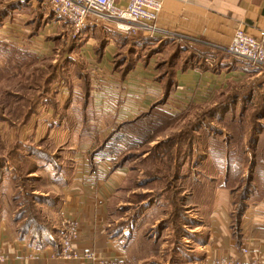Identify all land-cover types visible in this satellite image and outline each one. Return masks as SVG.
<instances>
[{
  "label": "rangeland",
  "instance_id": "rangeland-1",
  "mask_svg": "<svg viewBox=\"0 0 264 264\" xmlns=\"http://www.w3.org/2000/svg\"><path fill=\"white\" fill-rule=\"evenodd\" d=\"M10 5L14 8L0 24V224L27 234L36 244L53 242L59 247L64 232L61 188L71 177L74 152L87 146L80 142L86 141L83 136L88 131L73 120L69 125L64 122L67 131L57 137L48 132L40 136L35 128L38 116L56 107L57 85L72 88L75 70L87 67L79 55L81 30L75 31L66 21L50 32L43 30L54 13L43 0H0V9ZM18 11L27 14L24 25L4 26ZM120 24L132 29H121ZM92 25L117 40L119 55L144 50L159 55L162 72L172 68V55L178 51L175 45L161 55L167 41L157 42L129 21L103 20ZM87 81L90 88L91 76ZM249 87L257 94L250 102L244 99L251 94ZM249 87L231 88L209 99L206 92L194 93L199 99L180 112L172 109L178 105L164 108L156 103L127 123L112 126L97 141L98 146L106 145L99 159L110 161L112 167L115 163L127 166L123 182L110 199L107 229L111 235L119 233L125 244L138 243L133 257L154 260L150 264H200L194 260L197 246L190 238L203 215L199 204L204 197L196 191L198 184L224 179L221 163L211 164L209 159L202 163L204 144L208 135L224 138L238 122L247 132L254 123L264 129V119L258 118L264 112V90ZM114 129L118 131L113 137ZM236 158L240 157L219 160L233 165ZM242 160L241 178H249L248 161Z\"/></svg>",
  "mask_w": 264,
  "mask_h": 264
},
{
  "label": "crops",
  "instance_id": "crops-1",
  "mask_svg": "<svg viewBox=\"0 0 264 264\" xmlns=\"http://www.w3.org/2000/svg\"><path fill=\"white\" fill-rule=\"evenodd\" d=\"M162 3L157 18L160 30L145 35L157 42L167 41L159 52L161 55L172 44L178 48L180 54L170 71L162 72L159 55L144 50L126 56L130 59L128 64L124 62L115 67L117 40L99 33V25H89L79 34V55L87 63L85 70L92 80L88 98L77 75L70 83L72 88L57 85L56 107L49 108L47 115L42 113L36 120L35 131L40 136L48 132L50 137L54 134L57 137L67 131L64 122L69 125L70 120L87 127L83 128L88 131L83 136L86 141L80 142L87 146L74 152L71 177L61 188L60 211L62 216L75 218L77 237L73 250L79 256L64 258L53 242L36 244L27 234H17L6 224H0V251L7 257L2 264H97L81 256L86 251L100 258H116L125 264L154 263V260L133 257L138 243L125 244L119 233L111 235L107 229L110 199L123 182L127 166L113 168L108 165L110 161L99 159L101 154L93 155L97 141L112 126L131 120L156 103L165 108L184 101L189 106L199 99L194 93L202 94V90L207 93L206 99L239 86L264 90V74L260 69L226 50L238 28L256 36L264 35V0H162ZM9 17L4 26L19 28L24 25L27 14L18 11ZM60 22L64 20L54 13L43 30L50 32ZM247 91L251 94L245 101H253V95L257 94L251 87ZM78 124L75 127L79 128ZM248 152L251 157L252 151ZM220 183L212 181L210 195L199 204L203 215L190 231V238H194L197 246L194 260L208 264L210 259L239 254L240 249L247 248L249 257L257 255L260 264H264V196L249 197L240 219L235 222L234 197ZM143 247L142 244V250Z\"/></svg>",
  "mask_w": 264,
  "mask_h": 264
},
{
  "label": "built area",
  "instance_id": "built-area-1",
  "mask_svg": "<svg viewBox=\"0 0 264 264\" xmlns=\"http://www.w3.org/2000/svg\"><path fill=\"white\" fill-rule=\"evenodd\" d=\"M43 2L64 21L68 22L75 31L94 23L104 21H129L142 29L145 34L152 35L160 30L157 26V18L162 9V0H43ZM121 29H132L131 25L120 24ZM263 35V34H262ZM256 36L248 33L243 28L235 30L226 50L232 56L245 60L255 68H259L264 74V35ZM202 94L205 91H201ZM189 102L166 105L172 108L178 105L174 111H182ZM111 164L108 162V165ZM64 232L59 238V255L64 258H77L73 250V241L77 237L75 218L71 215L62 216ZM249 250L242 248L239 254L216 257L210 259L208 264H260L257 255L249 257ZM91 259L97 264H125L116 258H100L92 251H86L81 255ZM7 257L0 251V264Z\"/></svg>",
  "mask_w": 264,
  "mask_h": 264
},
{
  "label": "trees",
  "instance_id": "trees-1",
  "mask_svg": "<svg viewBox=\"0 0 264 264\" xmlns=\"http://www.w3.org/2000/svg\"><path fill=\"white\" fill-rule=\"evenodd\" d=\"M12 8L14 7H11L10 5L7 8L0 9V24L3 22L2 19L9 14L8 10ZM52 16H54V13L52 14ZM137 47H141V46L138 45ZM177 52L179 51L176 50V52L172 55L174 62L178 55ZM136 53L140 54L141 52L131 51L130 54L127 56L131 57L133 54ZM124 62L128 64L130 62V59H126V56L119 55V52H117L115 56V67L118 68ZM171 66H173V64H171ZM168 71H170V69ZM75 73L82 79L81 85L82 88L84 89L85 96L87 97L89 84L88 81L86 82L88 74L85 70V67L83 66V69L81 70H75ZM154 106L155 105L151 106L149 109L154 108ZM261 110H264V105H263V109L261 108ZM258 118L264 119V112L261 116H258ZM239 121L241 122L242 120ZM125 123L127 122L126 121L122 122V124ZM238 125L239 126L236 127L235 130H231L227 132L224 138L221 137L218 138L215 136L208 135L206 144H204V147L206 148V157L201 158V155L198 157L201 158L202 163L205 162V159L211 160L212 162L211 164H215L216 162L217 164L221 163V166L224 169L223 183L225 184L226 187L230 189L232 196L234 197L235 213L233 219L235 222H237L240 219L247 205V200L249 197H252V195L254 194H256L257 196H264L261 193V192L264 193V167L262 168V164L264 165L263 126L262 125L260 126V123H254L250 131L247 132V130L244 129V126H242L241 123L238 122ZM117 129L113 130L112 132L113 137L118 131ZM105 146L106 145L104 143L99 144V146H97V148L92 152V154L94 155L96 153H100ZM250 150L252 151L251 157L248 152ZM228 155L233 156L234 158L236 156H239L240 158H236L235 160L233 159V161H231L234 163L233 165L232 164L228 165L229 162L224 161V159L219 160L221 157L224 156L225 158H227ZM246 156L248 157L246 158ZM244 158L248 161L247 171L250 174H248L249 178H247L248 177L247 176L245 177V179L244 178L242 179L241 176L244 175V173H240L241 170L240 167H241V162L242 161L244 162V160H242ZM120 165L121 163L120 164L115 163L113 164V168ZM242 181H244V183ZM198 185L197 186L199 191H196V193L199 194V197L205 198V192H206V196L210 195L209 188H211V185H209V182H206L203 185L200 184ZM207 188H208V192H207ZM235 228L237 229V223H235Z\"/></svg>",
  "mask_w": 264,
  "mask_h": 264
}]
</instances>
